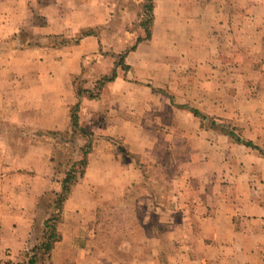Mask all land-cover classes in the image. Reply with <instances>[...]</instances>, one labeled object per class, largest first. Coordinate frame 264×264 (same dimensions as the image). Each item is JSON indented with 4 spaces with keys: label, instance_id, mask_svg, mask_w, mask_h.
<instances>
[{
    "label": "crops",
    "instance_id": "1",
    "mask_svg": "<svg viewBox=\"0 0 264 264\" xmlns=\"http://www.w3.org/2000/svg\"><path fill=\"white\" fill-rule=\"evenodd\" d=\"M203 6L188 8L193 26L213 25L219 31L226 27L232 30L231 55L241 56L233 41L238 37L248 46L243 47L249 50L246 54L264 56V32L258 27L264 0H212L210 6ZM106 8L102 0H0V131L2 127L31 132L68 129L69 110L77 101L72 81L81 71L80 59L98 51L101 42L98 36L88 35L77 43L53 47L45 37H75L82 29L104 22ZM34 40L45 42L34 45ZM210 53L188 48L189 57ZM205 69L206 65L197 64L188 71V105L229 120L264 152V97H240L245 82L209 79ZM123 75L119 72L104 86V100L80 99L79 124L95 139L84 174L63 203L57 224L60 239L50 250L48 264H166L165 259L155 258L154 250L152 256L144 255L139 245L120 250L113 237L100 248L95 235L97 209L123 205L128 188L143 179L140 164H160L174 149L171 137L188 131L178 109L152 89L168 84L148 86ZM192 117L191 137L201 142L200 148H188V161L178 164L188 173V214L184 213V226H163L166 232L188 233V246L180 247L168 263L264 264V156L228 142L224 134L200 128L199 119ZM202 135L205 139H200ZM106 137H119L130 148H112ZM6 157L2 164L0 156V256L6 250L10 264L25 263L48 216L39 203L41 195L58 192L63 177L53 180L49 148H27L20 161ZM110 231H116V226Z\"/></svg>",
    "mask_w": 264,
    "mask_h": 264
},
{
    "label": "rangeland",
    "instance_id": "2",
    "mask_svg": "<svg viewBox=\"0 0 264 264\" xmlns=\"http://www.w3.org/2000/svg\"><path fill=\"white\" fill-rule=\"evenodd\" d=\"M104 1L108 7L104 22L90 27L98 33L101 45L98 51L81 57V71L74 76L72 81V85L75 84L76 87L92 89L100 76L110 72L114 62L110 54L123 51L135 42L136 37L145 35L144 30L137 24L144 0H102L103 4ZM230 1L233 0H225L228 3ZM155 3V19L151 26V38L140 42L133 51L128 52L124 61L129 69L123 71L117 68V74L124 73L123 76L129 80L142 81L141 84L148 86H151L153 82L168 85L170 82L171 89L165 84L162 88L152 87V89L160 92L162 98L170 106L178 109L181 113L180 120H184L187 124L188 131H178L175 136L171 137L170 148L174 149L160 164H140L143 173L142 181L128 188L124 195L123 205H101L96 211L94 225L97 227L95 235L100 240V248H105V241L108 242L113 237L119 241L118 243L114 241V244H117L120 250L130 251L139 245L144 255L152 256L154 250L155 258L160 261L165 259L166 264H170L167 259L175 256L183 245L188 246V233L178 230L166 232L163 228L169 223L184 226V213L188 212V173L185 167H180L178 164L188 161V148H200L201 144L195 137H191L190 130L194 122L192 117L194 114L190 108H197L188 105V71L197 64L206 65L204 76H209V79L214 77L225 83L234 80L240 81L241 84L245 82L239 90L240 97H264V56H256L254 51L252 56L246 54L249 50L245 51L243 47L247 45L244 41L238 40V37H233V41L239 46L237 52L241 50V56L231 55L233 54V43L229 37H231L232 30L224 27L219 31L213 25L193 26L188 21L190 6L194 4L202 7L205 4L210 6L212 0H156ZM208 16L210 17V14ZM34 18V21L39 22L41 17L38 15ZM262 18L263 21L258 27L264 32V17ZM205 28H207V33ZM194 37L196 40L193 43ZM188 48H205L211 53L207 56L189 57ZM103 90L104 87L99 97L94 100H104ZM225 90L226 92L231 91L227 86ZM178 99L182 101L179 102ZM197 118L200 121V128L212 129L217 134H223L208 123H201L200 118ZM212 118H215L217 122L223 121L237 128L240 136L248 139L242 134L240 128L234 126L229 120L214 116ZM214 136H216L215 133ZM203 138L205 139L204 135L200 137V139ZM94 139L92 134L88 138L80 135L72 138L66 135L60 138L44 132H31L24 128L11 130L2 127L0 156L3 164L4 158L8 155L16 160H22L26 149L32 146L49 148L50 162L54 171L53 180H55V177L59 175L63 177V173L73 161L81 158L80 148H83L88 140L92 148ZM105 140L111 144L112 148H125V150L130 148V145L119 137H106ZM228 142L236 143L230 137H228ZM256 145L263 148L259 143ZM9 148H12L11 151ZM121 152L124 153V151ZM132 157L139 164V159L134 155ZM51 192H47L42 202H39L40 205L46 207L52 198ZM113 226H116V231L111 232ZM185 250L188 252V249ZM1 253L0 264H10L12 261L7 257L9 253L6 250ZM39 264H48V260L44 259Z\"/></svg>",
    "mask_w": 264,
    "mask_h": 264
},
{
    "label": "trees",
    "instance_id": "3",
    "mask_svg": "<svg viewBox=\"0 0 264 264\" xmlns=\"http://www.w3.org/2000/svg\"><path fill=\"white\" fill-rule=\"evenodd\" d=\"M153 0H144L142 4V10L139 15L138 27L142 28L145 32L143 37H136L135 42L130 46L125 48L123 51L119 53H111V57L114 58L113 66L108 74L100 76L92 89L76 87L74 86V94L76 96L77 101L70 107L69 110V118L70 125L67 130L59 132V131H46L45 134H53L63 138L64 136H70L71 138L80 135L82 137L88 138L90 133L84 129L79 124V108H80V99L82 97H87L88 99H97L100 95L101 90L104 85L108 82L114 81L117 76V68H120L123 71L129 69V66L125 63L124 59L128 52L133 51L136 46L142 42L147 41L151 38V26L154 19L153 14ZM88 35H96L98 33L91 29L90 27L84 28L80 31V33L75 37H68L67 35H52L45 38H48V45L53 47H62L67 45L68 43H77L82 37ZM45 41L34 40V45H41ZM30 43V41L28 42ZM185 107V106H184ZM188 108V107H186ZM192 113L199 117L201 123H208L211 127H215L223 134L232 138L236 143L242 144L246 147H250L259 151L261 155L264 156V152L261 151L259 146L253 143L249 139H244L237 132V128L231 127L229 124L219 121L215 118H212L206 114L201 113L197 109L190 108ZM91 142L88 140L81 150V158L73 161L71 166L65 170L64 176L60 181V190L58 192H51L52 198L48 201V204L45 207V211L48 213L47 218L43 222V229L41 232V237L38 243L33 245V247L29 250L25 263H17V264H39L42 260L49 259V253L52 249L53 245L60 239V233L57 230V224L60 221L61 210L63 203L68 198L70 192L72 191L74 185L77 182V179L80 178L84 174V170L87 165V154L90 151ZM48 193L45 192L41 200Z\"/></svg>",
    "mask_w": 264,
    "mask_h": 264
}]
</instances>
